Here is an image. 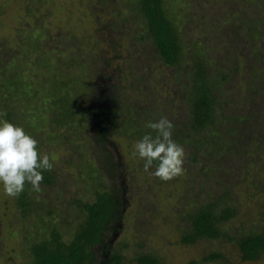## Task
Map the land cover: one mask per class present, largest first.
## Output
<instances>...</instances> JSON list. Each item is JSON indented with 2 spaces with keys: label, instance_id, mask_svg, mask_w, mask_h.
Instances as JSON below:
<instances>
[{
  "label": "rangeland",
  "instance_id": "rangeland-1",
  "mask_svg": "<svg viewBox=\"0 0 264 264\" xmlns=\"http://www.w3.org/2000/svg\"><path fill=\"white\" fill-rule=\"evenodd\" d=\"M88 1L0 0V72L12 76L13 71L18 70V76L26 81V89L31 92L29 98H26L28 94L21 101L17 97L13 99L14 113L8 122L26 129L37 140L41 155L47 153L53 161V178L49 183L42 181L41 193L33 192L31 185L25 184L26 198L30 204L24 214L19 213L20 206L16 204V198L6 196L0 185V264H29V243L46 236L50 227H55L63 240L67 239L83 216L82 209L73 199L91 200L94 189H101V184H108V181L115 184L120 197L118 213L114 222L107 224L103 239L108 241L109 248H115L123 255L120 264H137L132 256L144 251L160 257L159 264H189L191 260L194 264H264V254L255 260L240 259L233 243L221 239L202 237L188 244L179 241L180 231L186 224L184 213L202 198L213 196L222 186L242 198L236 215L224 221L222 227L228 226L226 229L230 231L231 227L239 226L240 221L244 222V226L259 221L264 223L262 205L251 202L247 206V201L243 200L247 197L241 195L240 191L244 182L253 175L264 176V144L261 146L263 151L257 149V144L255 149L252 145L254 151L250 150L249 145L245 148L238 145L237 151L234 148L230 150L233 156L227 149H222L218 152L221 154L212 159L210 155L198 153L195 160H187L190 147L181 144L185 149L184 174L170 181H161L145 172L144 161L133 156V146L140 140V135L135 136L131 127L125 134L117 133L108 137L109 146L113 147L114 154L121 162L120 173L115 172L107 178L103 174L101 183L89 177L84 166L92 155L82 146L85 143L82 124L73 122L74 117L80 115L76 112L75 99L72 100L75 112L66 122L55 124L53 119L57 106L53 103L54 97L62 90L61 85L64 91L68 89L69 92L74 84L79 83L77 81L88 87L95 82L98 73L103 72L104 83H114L110 90L111 94H115L111 98L116 103L118 119L132 120L135 125L139 117V127L147 129V122H156L161 117L179 120L183 110L180 92L185 91L187 81L184 80L182 73L186 76V72L182 68L177 70L174 66L160 62L149 48L147 39L136 40L127 34L124 26L136 28V23L130 20L126 21L127 25L119 23V33L114 31L115 23H110V26L104 24L112 19V9L116 6L121 7L127 15L133 14L125 9L127 0H90L99 9L86 7ZM170 1L172 14L176 15L177 29L192 42V47L196 45L193 44L194 39H203L207 46L210 41L208 23L219 24L220 27L227 24V29L220 35L221 41L212 48L220 51L229 49L230 53L240 48L235 37L241 35L243 38L239 33L241 31L247 35L245 27H238V22H226L228 20L221 23L218 15L228 14L225 18L231 19L229 14L235 13L234 19L237 20L239 8L242 6L246 9L249 1L243 0L240 5L235 0L234 6L226 0ZM95 22H98L97 25ZM100 33L106 36V41L99 40ZM257 33L264 36L263 32ZM115 42L119 54L110 58L109 64L105 65L102 58L112 55L111 49ZM209 48H204L203 53L209 58V67L216 68V54ZM247 61H242L243 65L239 64L231 71L232 78L216 81L215 123H223L227 115L234 112L227 102L229 94L231 98L239 97L240 108L243 104L244 107L264 106V85L262 89L260 87L264 77H258L261 69L255 60L253 64L256 68L252 72ZM178 73L183 78L177 80ZM86 92L84 88L80 96ZM45 93L49 97L41 102L40 97ZM74 95L77 96L74 92L69 97L73 99ZM256 118H259L256 120L259 126H264V114L257 113ZM135 126L138 128L137 124ZM75 145H79L80 149L76 150ZM215 159L233 166L226 169V164H221V167L211 168L212 160ZM227 171H233L236 182L221 181ZM201 175H205V183ZM215 178L220 180L217 186L211 184L217 181ZM228 184L230 186H226ZM247 211L251 212L248 214ZM94 250L96 260L91 263L98 264L99 255H103L100 244ZM212 250L223 254L224 260L200 259L204 253Z\"/></svg>",
  "mask_w": 264,
  "mask_h": 264
},
{
  "label": "trees",
  "instance_id": "trees-1",
  "mask_svg": "<svg viewBox=\"0 0 264 264\" xmlns=\"http://www.w3.org/2000/svg\"><path fill=\"white\" fill-rule=\"evenodd\" d=\"M236 1L240 2L241 5L243 0ZM236 1L226 0L233 6L236 5ZM247 1H249V5L246 9H243L242 6L239 8L240 16L237 17V20L234 19L235 13L229 14L233 19H226L225 17L228 14L224 15L222 13L218 15L221 17V23L224 20H228L226 22H238V27H245L244 30H247V35H251L247 37L243 31L239 32L244 37L242 38L241 35L235 37V42L240 45V48L238 50L235 48L236 50L232 51L233 54L228 51L229 49H223L222 52L217 48H212L216 42L219 43L221 41L219 39L220 35L227 29V24L220 27L218 26L219 24L209 25L207 23L210 34V41L207 46L203 39H194L193 44L196 45L192 47L190 45L192 42H189L185 35L177 29L176 15L172 14L173 7L170 6L172 2L170 0H127L125 9H129L133 14L131 16L127 15L126 12H122L121 7L116 6L114 7L115 9H112V19H108L104 23L108 26H110V23H115L114 31L117 33L120 32L117 26L119 23L127 25V20H130L131 23H136V28L131 25L127 27L121 25L126 28L127 34H131L136 40L147 39L149 48L158 56L162 64L174 66L177 70L182 68L186 72V76L185 73L182 74L185 77L184 80L187 81V86L185 91L180 92L183 97L182 117L180 116L178 121H170L174 125L172 139L180 145L185 143L190 147L186 157L187 160H195L198 153L204 156L210 155L212 159L215 155L221 154L218 152L222 149H227L230 156H233V152L230 150L234 148V151H237L238 145H241V148L249 145L250 150L254 151L252 145L255 149L257 144V149L263 151L261 146L264 144V126H259L260 123L256 122L259 119L256 118V114H264V106L252 105V107H244L243 104L240 108L239 97H235L236 99L231 98L229 94L230 98L227 99V102L230 107L234 108V112L229 113L227 115L228 118L226 117L223 123L222 121L215 123L214 119L216 81L221 82L227 77L232 78L231 71H234L245 60H248L247 66L250 67L252 72L256 68L253 64L256 60L255 64L261 69L258 77H264V36L257 33H264V0ZM91 3L92 1L89 0L86 7L99 9V6L96 4L93 6ZM100 3L103 4L102 1ZM95 23L97 25L98 22ZM111 28L113 27L111 26ZM235 33H238V31ZM253 36L255 37L252 38ZM99 40L106 41L107 39L106 36L103 34L101 36L100 33ZM206 47L212 48L211 51L216 54L218 65L216 68H210L207 63L209 58L205 57L203 53V49ZM117 48V42H115L111 49L112 55L109 58H102L105 65L109 64L110 58L118 56ZM249 59H252L253 62ZM224 64L226 65L224 66L225 68L221 67ZM1 69L2 66L0 64V71ZM17 73L18 70L13 71L12 76H6L7 74L0 72V113H6L0 118L7 121H10L14 113L13 99L17 97L18 101H21L28 94L26 98H29L31 94L26 89V86H28L26 81L21 80ZM102 76L103 72L98 73L95 77V82L88 85V87L82 86L80 81H77L79 83L77 85L74 84L70 92L68 89L64 91L63 85H61L62 90L54 97L55 101L53 102L57 105L53 118L55 124L66 122L70 115L75 112L73 111L72 100L75 99L77 102L75 108L80 115L74 117L73 122L82 124V136L85 142L84 144L82 143V146L92 155L86 160L84 168L89 177L95 178L97 183L102 182L101 176L103 174H106L107 178L111 177L115 172L120 173L119 166L121 162L114 154L113 147L109 146L108 137L110 135L125 134L131 127H133L135 136L140 135V139L145 134L156 135L155 131L149 128L139 127L140 123L138 122H141L139 117L136 123L138 128H135L136 124H132V120L120 121L118 119L115 108L116 103L111 98V95L115 96V94H111L110 90L114 83H104ZM180 77L183 78L178 73L177 80ZM178 82H180V79ZM263 85L264 80L260 83L261 89ZM84 88L87 92L85 95L80 96ZM234 91L235 93L237 92L236 90ZM74 92L77 96L74 95V98L71 99L69 94L73 95ZM43 95V97H40L41 102L49 97L48 95L46 96V93ZM32 108L35 109V107ZM21 109L23 110V108ZM24 130L29 134L26 129ZM75 148L76 150L80 149V146L75 145ZM240 160L243 164H246L243 159ZM78 162L80 163V161ZM221 164H226V169H230L233 166L231 163L220 162V160L215 159L212 160L210 167H221ZM247 170L249 171L248 168ZM232 172H224L225 176L221 181H235L237 177ZM42 175L43 182L46 183H49L53 178L52 170H42ZM201 176H203L202 181L205 183L207 180L205 175ZM247 180L240 190L242 192L241 195L245 194L247 197L243 200L247 201V206L254 202L260 203L262 208H264V176L255 174ZM191 183H194V181ZM211 184L217 186L220 184V180L217 179L216 182ZM101 186V189H94L93 198L89 201H81L78 198L73 199L82 209L83 216L76 222L75 228L67 239L63 240L55 227H50L46 236L34 239L29 243V264H92L91 262L96 260L94 247L99 244L103 255H99L100 261L98 264H120L123 255L117 249L109 248L108 241L103 239L108 227L107 224L114 222V218L118 213L120 195L113 182L109 183L108 181V184L102 183ZM220 189L218 192L215 191L217 193L213 196L209 195L206 198H202L201 201L184 213L186 224L180 231L179 241L188 244L202 237L221 239L233 243L240 259H257L261 254H264V223L259 221L254 223V225L244 226V222L240 221L242 225L231 227L230 231L226 229L228 226L226 228L222 227L224 221L236 215L242 203V198L231 194L223 186ZM15 201L20 206L19 213L24 214L30 204L26 198L25 188L16 197ZM250 212L247 211L248 214ZM111 227L114 226L111 225ZM132 259L137 264H159L160 262V257L148 251L138 252L132 256ZM200 259L224 260V256L219 251L212 250L204 253ZM188 263L194 264V261L191 260Z\"/></svg>",
  "mask_w": 264,
  "mask_h": 264
},
{
  "label": "clouds",
  "instance_id": "clouds-1",
  "mask_svg": "<svg viewBox=\"0 0 264 264\" xmlns=\"http://www.w3.org/2000/svg\"><path fill=\"white\" fill-rule=\"evenodd\" d=\"M3 115L6 113H0ZM145 127L156 135L145 134L134 144L132 153L144 161V171L161 181L183 175L185 149L172 139L173 123L161 117L156 122H147ZM37 143L23 127L0 119V185L6 196L18 197L26 183L31 185L33 192H42V170L51 171L53 161L47 153L41 155Z\"/></svg>",
  "mask_w": 264,
  "mask_h": 264
}]
</instances>
